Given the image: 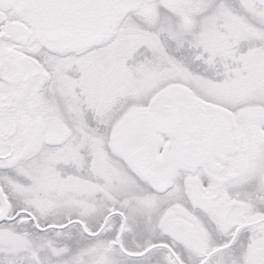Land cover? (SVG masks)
I'll return each instance as SVG.
<instances>
[{
  "label": "snow or ice",
  "instance_id": "obj_1",
  "mask_svg": "<svg viewBox=\"0 0 264 264\" xmlns=\"http://www.w3.org/2000/svg\"><path fill=\"white\" fill-rule=\"evenodd\" d=\"M0 264H264V0H0Z\"/></svg>",
  "mask_w": 264,
  "mask_h": 264
}]
</instances>
